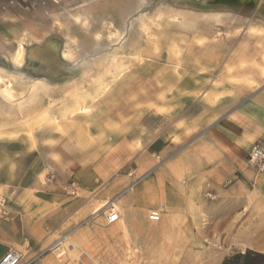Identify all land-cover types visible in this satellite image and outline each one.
<instances>
[{"label": "rangeland", "instance_id": "obj_1", "mask_svg": "<svg viewBox=\"0 0 264 264\" xmlns=\"http://www.w3.org/2000/svg\"><path fill=\"white\" fill-rule=\"evenodd\" d=\"M19 46L23 56L15 63ZM0 68V143L52 154L69 138L73 150L93 152L96 161L109 153L118 165L128 159L119 133L135 132L138 121L148 134L145 146L156 136L147 130H158V87L173 95L184 84L249 92L264 86V0H0ZM141 91L149 109L137 119ZM166 122L159 120L163 134ZM159 148L151 173L174 154L161 156ZM128 160L129 167L112 168L106 184L126 176L135 186L150 174L136 176ZM129 187L98 213L102 203L89 215L73 211L78 222L62 225L40 253L21 251L22 264H222L239 252L225 251L205 215L124 207ZM66 195L64 201L81 198ZM113 203L122 218L110 225ZM152 212L160 222L149 219Z\"/></svg>", "mask_w": 264, "mask_h": 264}, {"label": "crops", "instance_id": "obj_2", "mask_svg": "<svg viewBox=\"0 0 264 264\" xmlns=\"http://www.w3.org/2000/svg\"><path fill=\"white\" fill-rule=\"evenodd\" d=\"M160 88L153 92L152 113L158 130L164 129L158 127L159 120H167V133L159 130L160 135L153 124L147 130L156 135L147 145L151 149L145 146L148 134L138 121L135 132L118 134L123 141L120 154L134 160L135 175L150 173L135 186L129 187L126 176L124 181L106 184L112 168L129 167L128 159L117 165L105 153L96 161L93 152L73 150L69 138L63 139V150L52 154L38 146L25 154L17 152L15 144L0 143H7L0 147V201H6L5 207L0 204V259L9 250L40 253L51 246L49 240L62 225L78 222L73 211L89 215L102 203L94 212L98 213L109 205L108 199L128 187L120 199L124 207L141 205L186 217L205 215L208 229L221 236L225 251L264 254V173L257 174L247 165L252 146L264 144V86L254 92L244 88V92L203 84L192 90L184 84L174 86L173 95ZM140 97L137 119H143L149 109L143 106L142 91ZM155 147H160L161 156L174 154L151 173L158 164ZM68 180L77 181L81 198L64 201L63 182Z\"/></svg>", "mask_w": 264, "mask_h": 264}, {"label": "built area", "instance_id": "obj_3", "mask_svg": "<svg viewBox=\"0 0 264 264\" xmlns=\"http://www.w3.org/2000/svg\"><path fill=\"white\" fill-rule=\"evenodd\" d=\"M248 168L256 172L257 174L264 173V144L257 142L255 143L249 153L247 159ZM132 175V174H131ZM53 176H51V179ZM64 192L68 196H78L79 195V187L75 181L69 182L63 186ZM6 201L1 200V206L5 207ZM113 206V205H112ZM4 217H8V213L6 210L3 211ZM149 219L152 222H160L161 215L159 212H152ZM121 220L120 211L115 207H111L108 210L107 222L108 224H116ZM23 255L20 252L9 250L6 252L2 258L0 259V264H22Z\"/></svg>", "mask_w": 264, "mask_h": 264}, {"label": "trees", "instance_id": "obj_4", "mask_svg": "<svg viewBox=\"0 0 264 264\" xmlns=\"http://www.w3.org/2000/svg\"><path fill=\"white\" fill-rule=\"evenodd\" d=\"M222 264H264V254L247 250L228 257Z\"/></svg>", "mask_w": 264, "mask_h": 264}, {"label": "bare ground", "instance_id": "obj_5", "mask_svg": "<svg viewBox=\"0 0 264 264\" xmlns=\"http://www.w3.org/2000/svg\"><path fill=\"white\" fill-rule=\"evenodd\" d=\"M80 17H81V15H77L76 16V19L79 21L80 20ZM124 34H122V36H123ZM121 36V37H122ZM75 38V37H74ZM23 56V50H22V47L21 46H19V49H18V51L16 52V54H15V56H14V61H15V63H18L19 62V59L21 58ZM63 56H65V58L67 59H70L71 57V55H70V53H64V55ZM138 59V58H137ZM4 72H5V70L4 69H2V68H0V80L2 79V76H3V74H4ZM2 89V91H4V88L2 87L1 88ZM113 205L115 206V203H113ZM116 208H117V206H115ZM104 208V207H103ZM118 209V208H117Z\"/></svg>", "mask_w": 264, "mask_h": 264}]
</instances>
